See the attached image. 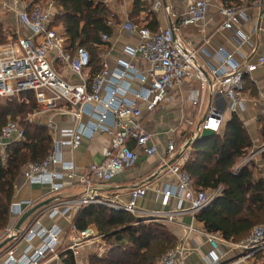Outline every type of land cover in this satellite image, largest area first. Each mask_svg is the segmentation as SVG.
Listing matches in <instances>:
<instances>
[{"label":"built area","instance_id":"2783aa9c","mask_svg":"<svg viewBox=\"0 0 264 264\" xmlns=\"http://www.w3.org/2000/svg\"><path fill=\"white\" fill-rule=\"evenodd\" d=\"M213 3L218 5L223 18L220 25L222 29H232L246 17L242 6H227L223 0H188L180 24L188 26L202 23ZM263 3L264 0H258V4ZM162 6V0L153 1L154 9L159 10ZM15 12H18L19 23L31 31V36H21L17 32L18 40L0 45V97H20L32 91L38 111L29 116V121H34L38 112L66 115L74 121L73 125L68 126H59L53 119L47 121L52 134V150L44 160L26 166V180L31 185L46 186V195L57 196L62 190L77 185H82V190L76 196L54 198L33 213L34 220L26 228L17 230L14 223L1 230L0 243L6 238L11 240L0 249V264H47L51 260L60 261L61 247H64L63 251L70 250L76 256L77 248L87 242H98L95 253L99 257L104 256L107 245L102 242L98 231H94L91 226L79 230L72 224L75 214L89 204L105 205L138 217L173 223L177 216L184 213L195 216L197 211L220 195L222 188L215 191L195 190L184 166L192 149V146L186 147L187 143L201 138L204 129L219 131L224 111L211 105L202 121L193 129L195 120L186 114L183 104L186 102L195 109L199 108L205 99L204 91L210 87L226 98V107L231 113L241 114L251 101L243 75L264 65V53L255 62L241 66L235 62L232 53L220 48L216 63L207 61L201 64L198 60L199 51L193 42L178 38L174 27L153 31L145 26L126 23L125 29L137 31L140 36L135 47L126 49L131 59L118 60L113 69L103 60L100 70L91 76L92 64L87 48L81 45L69 47L63 31L51 27L55 14L52 2L46 6L37 3L31 8ZM237 34L240 40H245L240 31ZM101 39L110 42L111 36L105 33ZM141 60L144 62L143 68L138 65ZM57 66L63 67L66 73L72 74L77 80L58 71ZM191 79L200 86L181 94V85ZM176 105H179L181 122L174 127L173 132L178 134L186 127L189 137L179 140L182 145L175 139L168 140L166 151L161 155L155 134L144 124V116ZM97 134L110 137L109 144L102 149L100 161L79 168L73 160L64 158L66 150L75 151L84 138H93ZM24 135L23 127L15 120L9 119L2 126L0 156L4 160L8 145L21 141ZM262 150L264 147L259 151ZM142 156H159L153 174L174 177L173 181L154 185L153 190L163 195L165 205L171 199L176 200L175 208H142L139 200L147 194L148 183L132 187L127 197L117 191L108 195L97 193L95 183L111 182L116 175L132 168ZM252 157L245 159L241 165ZM34 205L35 201L31 199L12 203L10 213L16 215L17 221ZM59 217L70 223L68 230L56 222ZM44 219H48L50 224H45ZM185 226L188 233L197 230L193 223ZM203 233L215 249L220 242H225L243 252V257L247 258L264 251L263 224L256 225L246 238L238 242L225 240L216 233L204 230ZM35 239H38L39 244L33 242ZM195 249L196 246L178 243L159 259L158 264H188L189 251ZM208 258L209 264L219 262L216 255Z\"/></svg>","mask_w":264,"mask_h":264},{"label":"trees","instance_id":"16d2710c","mask_svg":"<svg viewBox=\"0 0 264 264\" xmlns=\"http://www.w3.org/2000/svg\"><path fill=\"white\" fill-rule=\"evenodd\" d=\"M28 8L40 3H53L56 12L51 27L60 28L67 38L69 47L84 46L91 57V76L102 66V54L110 46L103 42L102 34L112 36L115 19L109 5L101 0H22ZM154 1V0H153ZM143 2V3H141ZM136 1L135 11L148 8V1ZM258 0H224L227 6H242ZM148 5V6H147ZM154 16V15H153ZM0 23V45L12 40ZM145 27L158 30L156 18ZM249 95L258 96L256 83L250 75H243ZM29 102L16 97H0V130L9 120L17 121L24 129L21 141L8 145L4 160L0 156V231L9 225L10 208L16 184L29 163L44 160L52 150L51 129L47 124L29 121L37 111V101L32 91H27ZM259 133L264 147V112L258 115ZM180 134V133H179ZM181 138L189 137L183 128ZM254 142L240 114L231 113L223 119L221 128L193 142L184 170L190 175L195 190L215 191L222 188L206 207L195 213V219L204 231L216 233L223 239L238 242L246 238L256 225H264V177L255 159L241 163L252 154ZM264 162V150L261 151ZM241 165L237 169V166ZM73 226L83 230L91 225L97 228L102 242L107 245L104 256L89 254V264H158L159 259L178 244V239L168 223L151 217H138L123 210L105 205L89 204L74 216ZM61 264H77L76 256L61 247ZM263 259V251L257 253Z\"/></svg>","mask_w":264,"mask_h":264},{"label":"crops","instance_id":"0c3cea01","mask_svg":"<svg viewBox=\"0 0 264 264\" xmlns=\"http://www.w3.org/2000/svg\"><path fill=\"white\" fill-rule=\"evenodd\" d=\"M106 2L113 14L115 19L112 21L113 34L111 36L110 46L102 60H105L109 66L113 69L118 60L125 59L130 60L131 56L127 53L126 49L129 47H135L140 41V36L137 31H129L125 29L126 23L136 24L138 26H146L150 23L152 18H156L158 28L174 27L175 34L182 41L191 40L193 46L198 49L199 57L198 60L201 64L212 61L216 63L218 60L217 52L220 48L233 54V59L238 64L245 65L247 63H253L257 58L264 53V3L258 4H245L242 5L246 17L242 18L232 29H222L223 18L220 14L218 5L213 3L210 5L208 14L202 23L196 25L184 26L180 24L181 16L184 15L188 0H162L163 6L156 10L153 8V0H139L148 1V8L143 9L142 4L138 11H135V3L137 0H101ZM224 2V0H223ZM143 3V2H141ZM6 4V5H5ZM1 7L10 14V18L15 25V32H19L21 36H31V31L22 26L18 20V12L25 10L28 5L22 0H0ZM15 8V9H14ZM56 12V9H55ZM154 15V16H153ZM15 20V21H14ZM237 31H240L244 36L245 40H240ZM242 41V42H240ZM140 68L144 67V62L141 60L138 62ZM65 75H69L72 80H77L72 74L63 72ZM251 79L256 83L258 88V96L251 97L247 109L241 112V117L247 126L251 138L254 142L252 159H255L260 167L261 173L264 177V162L261 157L260 149L263 148V142L259 133L258 115L264 109V65H259L256 70L251 72ZM133 85L137 86V84ZM199 83L196 80H186L181 85V94H186L192 87H199ZM204 101L199 108H193L190 103H184L183 109L187 115L191 111L192 118H197L199 115L207 113L211 105H216L223 109V119H228L231 112L227 109L226 98L215 93V90L208 87L204 91ZM178 112L179 117L175 122L172 123L167 129L162 127L166 126L164 122L159 124L155 122L153 118L159 115L161 112ZM203 116V118H204ZM193 118V119H194ZM202 118V119H203ZM201 119V121H202ZM59 126L73 125L74 121L70 116L56 115L54 119ZM200 121V122H201ZM181 122V112L179 111V105L172 106L170 109L165 108L152 114H145L144 124L146 128L151 130L155 134V140L159 146V152L163 155L167 148L168 140H172L177 136L173 132L176 125ZM179 134V133H178ZM181 134V132H180ZM180 140V139H179ZM176 141L180 144V141ZM182 140V139H181ZM110 137L106 134L95 135L93 138H84L81 146L75 151L66 150L64 158L67 160H73L79 168H84L93 162H98L102 159V149L109 144ZM182 145V143L180 144ZM179 145V146H180ZM159 163V156L147 158L142 156L139 161L129 170L116 175L113 180L109 183H95L97 193L101 195H108L111 192L117 191L119 194L128 196L129 190L134 186H141L144 183H148L149 189L147 194L139 200V205L147 210H168L175 208L177 201L171 199L168 205L164 204V197L161 193L153 190V186L156 184H164L175 180L172 176L167 175H154L153 172L156 170ZM82 190V185H77L72 188H66L62 190L57 196L46 195L48 188L43 185H31L26 180L25 170L19 177L16 184V191L13 198V203H19L24 200H33L35 205L39 202L50 200V202L56 198H65L70 196H76ZM49 202V203H50ZM35 214L27 218L21 225V228H26L34 220ZM16 215L11 214L9 226L18 222L16 221ZM31 218V219H30ZM45 224L49 225L50 221L44 219ZM56 222L63 225L68 230L70 223L64 218H57ZM193 223L196 231L188 233L186 226ZM170 230L175 234L178 239V243H184L188 247L196 246L197 249L189 251L188 264H209V256L216 255L218 257V263L212 264H263V259L257 255V253L251 257H243V252L233 248L225 242H220L219 247L215 249L207 240L206 235L203 233V226L198 223L195 217L190 213H184L176 218V222L168 223ZM94 231L97 232V228L91 225ZM36 245L39 244L38 239L33 241ZM87 242L77 248V264H89L88 253L90 249L96 250L98 244ZM97 245V246H96ZM264 254V251H263ZM56 264H61V261H55Z\"/></svg>","mask_w":264,"mask_h":264},{"label":"rangeland","instance_id":"374dc122","mask_svg":"<svg viewBox=\"0 0 264 264\" xmlns=\"http://www.w3.org/2000/svg\"><path fill=\"white\" fill-rule=\"evenodd\" d=\"M15 21V20H14ZM3 23L2 25L4 26V30L6 32V34H8V36L10 37V39L12 38V36L14 34H16L15 32V25L13 24V21L10 18V14L4 10L1 5H0V23ZM12 40V39H11ZM16 40H13V42ZM12 42V41H11ZM57 70L64 72L63 67L61 66H57ZM21 101H26L29 102L30 97L26 94L21 95L20 97H16ZM37 111H38V107H37ZM36 111V113H37ZM191 116V111H189V113ZM154 115V113L152 114ZM204 113L202 115H199L197 118H194L195 123L194 126H192L193 129H196V127L198 126V124L200 123L201 119L203 118ZM179 117V113L178 112H161L159 115L155 116L154 121L158 122L159 124H161L162 122L165 123L166 126L162 127L164 130L167 129L168 127H170L172 125L173 122H175L177 120V118ZM56 118V114L52 113V112H45V113H39L35 116L34 121L36 122H40V123H44L46 124L47 121H50L51 119H55ZM181 138L180 134H177V136H175V140L178 141ZM129 170V169H128ZM31 219V218H30ZM97 246V245H96ZM95 252V250H91L88 253V256L90 253ZM88 261H89V257H88ZM47 264H56L55 261H50Z\"/></svg>","mask_w":264,"mask_h":264},{"label":"water","instance_id":"95a60500","mask_svg":"<svg viewBox=\"0 0 264 264\" xmlns=\"http://www.w3.org/2000/svg\"><path fill=\"white\" fill-rule=\"evenodd\" d=\"M214 133V130L212 129H204L202 132V138L206 137L209 134ZM198 140V138H196L194 140V142H196ZM193 142L190 140L186 147H190L192 146ZM50 202V200H45L42 202H39L38 204L34 205L32 208H30L27 212H25L18 220L17 224H16V229L19 230L21 228V225L24 223V221L29 218L34 212H36L37 210L41 209L42 207L46 206L48 203ZM11 240V238H6L5 240H3L0 243V249L9 241Z\"/></svg>","mask_w":264,"mask_h":264}]
</instances>
